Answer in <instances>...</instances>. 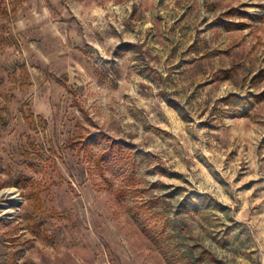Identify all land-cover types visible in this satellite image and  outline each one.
<instances>
[{
	"label": "rangeland",
	"instance_id": "obj_1",
	"mask_svg": "<svg viewBox=\"0 0 264 264\" xmlns=\"http://www.w3.org/2000/svg\"><path fill=\"white\" fill-rule=\"evenodd\" d=\"M0 264H264V0H0Z\"/></svg>",
	"mask_w": 264,
	"mask_h": 264
},
{
	"label": "trees",
	"instance_id": "obj_2",
	"mask_svg": "<svg viewBox=\"0 0 264 264\" xmlns=\"http://www.w3.org/2000/svg\"><path fill=\"white\" fill-rule=\"evenodd\" d=\"M226 98L227 99H225V101H226L227 105H233L234 104L236 109L240 112H243V113L245 111V110H243V109H245V105L250 101L248 98H243V97L241 98L239 96L237 97L236 95H230ZM255 98H259V96H256ZM145 213H147V212L145 211ZM157 220H158V215L155 212H150L143 219L144 225L147 227L150 225L151 229H155V227L157 228V222H158ZM161 226H162L161 229L158 230V234H160V236L163 235L162 237H164L166 235V233H168V232L166 231L165 226H163L162 224H161Z\"/></svg>",
	"mask_w": 264,
	"mask_h": 264
},
{
	"label": "crops",
	"instance_id": "obj_3",
	"mask_svg": "<svg viewBox=\"0 0 264 264\" xmlns=\"http://www.w3.org/2000/svg\"><path fill=\"white\" fill-rule=\"evenodd\" d=\"M65 30H66V28H65Z\"/></svg>",
	"mask_w": 264,
	"mask_h": 264
}]
</instances>
